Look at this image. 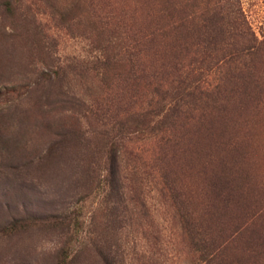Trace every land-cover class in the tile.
<instances>
[{"label": "rangeland", "instance_id": "1", "mask_svg": "<svg viewBox=\"0 0 264 264\" xmlns=\"http://www.w3.org/2000/svg\"><path fill=\"white\" fill-rule=\"evenodd\" d=\"M214 7L236 9L255 39L252 79L223 84L218 124L191 120L180 150L157 146L132 114L174 88V53L191 56L198 34L174 50L160 29L135 77L127 61L95 66L98 49L127 60L123 31ZM233 32L216 57L241 48ZM206 252L264 264V0H0V264H205Z\"/></svg>", "mask_w": 264, "mask_h": 264}, {"label": "trees", "instance_id": "2", "mask_svg": "<svg viewBox=\"0 0 264 264\" xmlns=\"http://www.w3.org/2000/svg\"><path fill=\"white\" fill-rule=\"evenodd\" d=\"M169 9L170 12L168 11ZM169 9L160 11L163 14L162 16L167 18V21L164 20L161 26L159 24L156 25L159 27L153 24L144 28L142 25H136L130 27L128 31L122 32L129 34V41H131L130 44L132 45L130 51L125 54L127 60H125V57L123 59V54L117 48L116 43L114 49L117 48V50L114 54L107 55L103 53V49H98L100 55L96 60L97 65L95 66H100L103 69L107 68V65L111 62L112 65L117 62H121L124 65V62L127 61L129 67L134 70L135 77L137 73L145 71L141 67L143 65L141 63L143 55L154 48L155 43L152 42H155V37L160 35V29H162L161 35H163L164 44L166 45L170 42L169 45L174 47V50L176 48L175 43L178 42V38L182 35L181 33L184 31L188 35L197 33V49L193 48L191 56L186 53V56L178 57L174 53V64L170 67V72L175 77L174 88L163 90L160 85L153 88L152 95L157 98V100L153 99L155 106L153 107L151 103H148L147 109L141 108L138 113L134 112L131 117L133 124L137 126V130H139L138 126L146 129L151 128L149 134H152L155 130V135L153 133L152 136H155L153 138L156 140L157 146L159 143H164L169 144L168 147L170 148L180 150L181 141L175 136L176 130L178 128L181 130L185 129L191 120L194 122L198 121V124L201 123L203 127H206V124L209 126L218 124L222 113L226 109L224 100H229V96H232L233 93V91L229 92L230 95L228 96L229 93H225L227 86L223 84L225 82L232 83L235 89L239 80L252 79L254 67L251 65V56L255 55L258 47L254 38L252 40L244 38V33L242 32L243 24L236 9L233 10L231 7L205 9L194 17L198 19L197 22H194L192 17L190 19L187 16L178 18L175 10L172 9L171 11V8ZM225 25L228 26L230 32L231 30L234 31L233 36L238 35L244 40V43L240 49L237 48L232 52L216 57L214 55L215 47L223 39L220 37H223L226 29ZM187 28L190 29L188 30ZM117 30L119 29L117 28ZM122 33L117 36L118 41ZM165 40L169 41L165 42ZM183 40V48L188 49L189 45L186 47V39ZM145 41L148 43L144 44ZM119 44L122 45L121 40ZM189 57L190 60H187L186 58ZM183 58L186 59H184L183 63L178 61ZM241 67H243V70ZM146 69L153 71L149 75L151 78L158 77L156 70L149 64V59H147ZM245 69L247 70L244 71ZM127 122L125 125L128 124ZM153 122H155V127H151ZM114 180L115 175L112 177V182ZM117 191L119 192L118 189ZM173 193L174 191L172 190L171 196H173ZM229 202L224 199V206H228ZM216 257H219V255L215 252H206L200 256L205 264H209V260L211 261Z\"/></svg>", "mask_w": 264, "mask_h": 264}]
</instances>
